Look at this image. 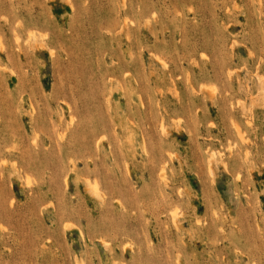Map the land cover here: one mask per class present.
I'll list each match as a JSON object with an SVG mask.
<instances>
[{
  "label": "rangeland",
  "instance_id": "1",
  "mask_svg": "<svg viewBox=\"0 0 264 264\" xmlns=\"http://www.w3.org/2000/svg\"><path fill=\"white\" fill-rule=\"evenodd\" d=\"M0 264H264V0H0Z\"/></svg>",
  "mask_w": 264,
  "mask_h": 264
},
{
  "label": "bare ground",
  "instance_id": "2",
  "mask_svg": "<svg viewBox=\"0 0 264 264\" xmlns=\"http://www.w3.org/2000/svg\"><path fill=\"white\" fill-rule=\"evenodd\" d=\"M29 181V180H28ZM95 185V184H94ZM175 210V209H174ZM174 214H175V212H174ZM173 219V218H172ZM173 221V220H172Z\"/></svg>",
  "mask_w": 264,
  "mask_h": 264
}]
</instances>
